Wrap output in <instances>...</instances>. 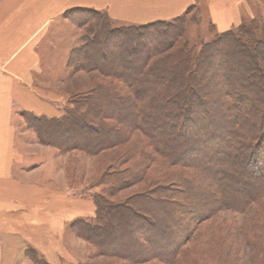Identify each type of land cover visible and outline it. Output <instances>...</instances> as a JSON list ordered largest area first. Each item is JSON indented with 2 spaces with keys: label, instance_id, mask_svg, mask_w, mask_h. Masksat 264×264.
Masks as SVG:
<instances>
[{
  "label": "trees",
  "instance_id": "1",
  "mask_svg": "<svg viewBox=\"0 0 264 264\" xmlns=\"http://www.w3.org/2000/svg\"><path fill=\"white\" fill-rule=\"evenodd\" d=\"M70 14L96 21L95 28L112 26L102 38L95 28L86 33L90 40L81 41L68 63L111 81L73 96L59 116L27 114L26 121L41 130V143H58L64 152L126 147L93 184L101 191L83 194L94 201L95 214L72 220L69 229L95 246L133 243L109 254L133 264H264V21L245 19L237 29L217 31L215 51L205 56L187 40L176 47L181 29L173 21L186 13L118 26L105 11ZM111 37L117 39L112 46ZM137 132L141 137L134 138ZM154 163L156 170H180L165 178L169 184L151 180L139 195L116 197L148 178ZM253 208L260 210L255 229L228 226L219 236L213 227L199 229L221 211ZM193 240L222 257L210 263L188 256L184 244ZM239 248L245 257H236ZM28 252L35 264H50Z\"/></svg>",
  "mask_w": 264,
  "mask_h": 264
},
{
  "label": "crops",
  "instance_id": "2",
  "mask_svg": "<svg viewBox=\"0 0 264 264\" xmlns=\"http://www.w3.org/2000/svg\"><path fill=\"white\" fill-rule=\"evenodd\" d=\"M195 3L0 0V264L32 262L28 249L50 264L79 261L70 250L69 224L95 214L92 199L39 181L43 164L29 167L32 148L20 141L35 135L24 129L25 115L59 116L68 98L63 85L66 60L54 64L49 46L60 18L91 9L105 11L115 21L149 23L175 18ZM206 4L209 19L220 32L239 26L250 10L248 0H206Z\"/></svg>",
  "mask_w": 264,
  "mask_h": 264
},
{
  "label": "rangeland",
  "instance_id": "3",
  "mask_svg": "<svg viewBox=\"0 0 264 264\" xmlns=\"http://www.w3.org/2000/svg\"><path fill=\"white\" fill-rule=\"evenodd\" d=\"M248 2L250 10L245 17L246 22H252L254 19L256 21H264V0H248ZM197 3L198 4L195 3L188 8L185 12L186 16L183 19L173 21V23L178 25H176L178 29H181L180 39L178 37L179 41L177 42L176 47L181 46L182 42L187 40L190 42L192 47L194 46L193 51H195L194 53L196 55H200L202 53L205 54V56H210V54L215 51L220 33L217 32L218 30L215 29V26H212L213 23L209 19L206 0H197ZM70 15L71 14L69 12L67 14V18H60L57 23L58 25L54 28V38L53 40L51 39L53 42L49 43V46L51 47H49L50 52L53 53L52 57L54 58V64L59 65L61 64L60 62H64L66 60L67 71L65 70V78H63L64 76H62V78L64 79V90L68 92V98L62 102L63 109L64 107L70 105V102L73 99L72 97L78 93L84 92L85 94H89L100 83H108L111 81L109 78H104L96 70L84 72L68 67L69 59L74 55L75 49H77L81 41L90 40L88 37L89 34L87 35L86 33L94 31V28L97 25L96 21L94 22L92 20H90L89 24H87V22L85 23V20L82 22L79 20L78 22L73 16L69 17ZM172 19L173 18L165 20L170 21ZM114 23L116 26L120 24H132L121 21H115ZM108 28L110 29L112 26L110 24L106 25V27L101 28L102 30L96 27L97 36L102 38V31ZM233 29H237V27ZM94 36L95 35H92L91 37ZM111 36H113V34ZM116 41L117 39L111 37L108 42L109 45L112 46ZM92 45H96L95 42H93ZM86 48L83 47V50ZM212 85H215V83L213 82ZM125 92L126 94L128 93L127 89H125ZM214 103L215 107L220 108V102ZM23 121H25V123H23L24 129L28 128L35 133V135L30 133V138L27 140H25V137L24 139L22 137L20 141H27L32 148L29 149V163L31 164L29 167L38 165L39 163H41V165L43 164V169L39 172V181L45 182L54 188L67 189V191L71 194L86 198H90V196H85L83 195L84 193H88L93 196L94 193L101 191L102 186H94L93 184L97 182L96 180L100 175L109 170L108 165L111 163L110 159L113 158L117 151L125 146L121 145L114 147L97 155H88L80 151H71L68 153L64 152L58 143L54 146L41 143V140L43 139L41 136V130L40 132L37 131V133L34 130V127L26 121V118L22 120V122ZM43 136L48 137L46 133ZM136 137H141V134L137 132L134 135V138ZM46 139L47 138H45V140ZM49 139L50 138H48V140ZM156 168L157 165L154 163L148 172V178L136 186L126 187L121 190L116 197L119 196V198L125 199L134 195H139L147 188V186H149L151 180H155L158 183L163 182V184H169L165 178L171 174L176 176V172L180 170L177 167L163 168L160 170H156ZM259 211L260 210L257 208H253L252 211L247 214L221 211L216 216L205 220L200 225L199 229L203 230L205 226L213 227L217 236L224 234V230L226 231L228 226L231 227L234 225H244L249 223L252 224L255 229L259 226V223L255 220ZM150 216L155 218L153 215ZM68 231L70 250L80 258L79 261L74 263L71 262V264H133L129 261H125L124 259L115 258L109 255L113 253V251L117 250V245L121 246L122 252H125L132 248L133 243L116 244L114 248L113 244L107 240L106 242H101V245L95 246L91 243V241L89 242L88 240L77 236L74 229L68 228ZM184 245L185 251H187L188 256L190 257L200 258L210 263H213L212 261H216L218 257H222L217 256L220 254L219 252L216 253L212 246L207 248L204 246H196L194 240L187 242ZM28 253L29 252L27 251V255H29ZM241 256L245 257V253L239 248V254L238 256L236 255V257L240 258ZM230 257L232 258V253H230ZM27 262L28 264H35L33 260L32 262ZM158 264L160 263L158 262Z\"/></svg>",
  "mask_w": 264,
  "mask_h": 264
}]
</instances>
